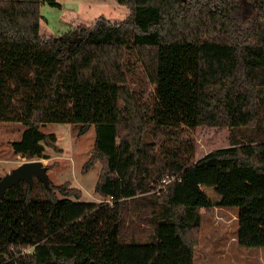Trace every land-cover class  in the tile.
<instances>
[{
  "label": "trees",
  "instance_id": "1",
  "mask_svg": "<svg viewBox=\"0 0 264 264\" xmlns=\"http://www.w3.org/2000/svg\"><path fill=\"white\" fill-rule=\"evenodd\" d=\"M42 3L60 7L0 0V123L24 126L11 146L28 160L49 158L57 136L47 124H72L78 136L94 127L87 168L102 165L96 192L107 201H81L69 182L38 178L7 189L0 264H194L202 214L186 202L187 177L199 181L211 167L264 176V0H117L130 10L124 21L101 16L60 36L41 33ZM132 54L153 85V107L131 86ZM20 72L30 77L17 97ZM203 126L228 128L229 147L195 161L193 144H163L155 159L150 135ZM167 176L179 179L138 197ZM239 198V242L264 248V193ZM52 225L65 226L62 243L47 241Z\"/></svg>",
  "mask_w": 264,
  "mask_h": 264
},
{
  "label": "rangeland",
  "instance_id": "2",
  "mask_svg": "<svg viewBox=\"0 0 264 264\" xmlns=\"http://www.w3.org/2000/svg\"><path fill=\"white\" fill-rule=\"evenodd\" d=\"M60 7H53L46 3L40 5L41 33L46 36H60L76 28L80 24L92 26L97 19L104 16L112 22L124 21L129 15L127 7L120 6L117 0H57ZM128 75L133 76L131 86L138 92L142 102L155 106L156 100L153 85L149 83L143 66L135 54L127 57ZM13 80L11 87L14 95L22 97L27 89L21 84L23 76ZM19 106L15 100L10 108ZM24 126L16 122L0 123V177H4L13 169L28 160L13 152L11 143L19 140ZM44 132H53L57 136L56 143L47 148L48 159H42L48 166L51 183L61 185L69 182L71 188L80 189L81 201H107L96 192V183L102 172V165L95 164L87 168L92 159L95 142V129L90 127L88 132L78 136L72 124L50 123L43 128ZM149 140L156 160L160 159V149L175 148L193 144L196 153L195 161L209 152L229 147L230 131L228 128L198 127L196 129L183 128L179 135L166 138L167 135L158 133L150 135ZM166 139V140H165ZM157 150V152H156ZM55 166V167H53ZM53 167V168H52ZM155 185V184H154ZM166 187L159 182L152 190L138 195H159ZM38 190H41L40 187ZM264 193V176L250 175L245 169H236L231 176H227L223 169L211 167L199 172V181L189 175L186 181V202L200 208L202 224L200 227L198 245L195 248L194 264H264V248H247L241 245L237 238L238 211L242 194L254 195ZM107 203V202H106ZM264 204V199L259 202ZM137 224H143L137 221ZM65 226L52 225L48 227L49 242L62 243L65 237ZM31 250H26L30 253Z\"/></svg>",
  "mask_w": 264,
  "mask_h": 264
},
{
  "label": "water",
  "instance_id": "3",
  "mask_svg": "<svg viewBox=\"0 0 264 264\" xmlns=\"http://www.w3.org/2000/svg\"><path fill=\"white\" fill-rule=\"evenodd\" d=\"M35 178H38L46 186L50 185L48 168L44 165L43 160L24 162L2 177L0 180V196L3 197L7 189L19 184L21 181H26L32 187Z\"/></svg>",
  "mask_w": 264,
  "mask_h": 264
},
{
  "label": "built area",
  "instance_id": "4",
  "mask_svg": "<svg viewBox=\"0 0 264 264\" xmlns=\"http://www.w3.org/2000/svg\"><path fill=\"white\" fill-rule=\"evenodd\" d=\"M177 179H179L178 176H174V177H168V176H167V177L162 181L161 185H162L163 187H166L169 183H171L172 181H175V180H177Z\"/></svg>",
  "mask_w": 264,
  "mask_h": 264
}]
</instances>
